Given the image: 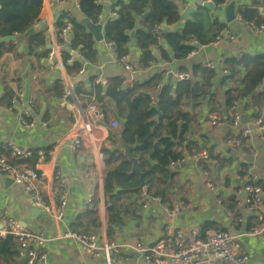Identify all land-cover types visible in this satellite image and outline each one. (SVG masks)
Returning <instances> with one entry per match:
<instances>
[{
    "label": "crops",
    "instance_id": "obj_1",
    "mask_svg": "<svg viewBox=\"0 0 264 264\" xmlns=\"http://www.w3.org/2000/svg\"><path fill=\"white\" fill-rule=\"evenodd\" d=\"M115 1H102L100 20V23H103L102 26L108 20L113 19L114 14L111 6ZM173 1L180 6V22L175 28H182L185 22L192 19L196 12L202 13L205 29L208 26V18L211 21L213 17H217L220 20L224 17L223 10L218 11L213 8L208 10L204 7L205 4L210 3L209 0ZM231 2L235 4V14L237 8L252 6L250 0H231ZM186 9H189L188 16L183 19L182 16L186 13ZM259 11L264 16V10L259 8ZM61 13H63V7L53 9L51 12L52 20L55 21ZM78 15L80 18V14ZM237 18L236 15L235 21L227 25L229 26L230 34L237 37V42H232L226 38L216 47L197 46L194 53H191L182 62L172 61L171 63H165L162 60H156L154 66L142 68L139 64L140 52L134 43H129L127 54L131 65L130 71H125L121 64L115 61L116 53L114 47L106 44L104 38L96 41L93 37L94 49L97 52V61L94 63L83 60L77 51L71 52V60L82 61V68L80 69L83 71L82 74L66 76L61 63L59 65L56 64L51 55H49V59L46 61V68H36L41 70V77H38L34 71L28 70V63L24 58L22 61L11 54L4 55L0 59V98L4 94V88L8 87L27 106L28 112L25 119L27 125H23L17 110L7 109L0 105V157L7 160L11 159L5 147L7 143H12L21 150L44 148L54 139L63 136L72 129L74 124L85 125L82 120L76 119V114L70 109L72 102L69 103L63 98L57 99L51 95L38 94L39 89H49L57 79H62L65 82L66 92L70 86L76 97H94L99 104L100 110L102 111V108L105 110V113L104 111L102 113L107 123L113 119L121 123L122 121L116 116L114 111V104L110 103L107 98L101 101L100 98L94 95L96 86L100 87L102 93L105 88L96 83L98 80L121 78L123 88H125L126 86L132 87L134 83H143L163 74L162 79L164 78V80H159L162 81L161 87L166 83L173 84V74L176 71H180L181 68L189 73L194 65L216 64L215 77L205 86L207 96L204 98L199 97L186 110L191 122L188 138L197 145L194 148L199 146L206 151L209 149L213 155L230 161V164L225 163L222 169H219L217 162L210 158L208 163H206L207 170L214 178L216 191H211L206 187L198 165L188 161V166L185 169L177 171L178 177H175L173 185L169 184L162 198L164 204L173 205L179 201L187 203L186 209L182 211L179 217L170 218L164 213L162 207L157 208L155 206L143 212L139 208L138 201V204L130 201L125 204L130 213L134 211L131 203L137 204L138 210L125 219V224L121 228L116 229L113 241L138 239L143 244L152 245L163 234L165 226L170 224L185 231L192 228L200 230L206 224L210 226L206 233L222 230L226 225V215L223 207L230 198L231 188L236 182L240 171L245 170L255 178V181L260 182L264 193V143L260 140L259 134L252 131L250 136L251 143L248 147L237 148L234 144H227V139L235 138L239 130H233L228 125L226 110L223 112L221 91H224L225 95L227 88L240 85V79L244 76V72L241 69L239 72L241 77L237 75L235 78H230V70L226 67L225 61L236 60L239 53L245 57L264 56V31H251L244 24L245 22L238 21ZM44 27L45 21L40 16L31 29L35 33ZM101 33L103 36V27L101 28ZM17 49V53H25V43L21 41L20 48L18 47ZM153 54L157 57L155 50ZM165 74L168 75L165 77ZM228 78L229 80L223 82L224 79ZM38 95L40 105L36 108L34 104ZM156 97L157 93H153L152 98L155 99ZM245 105L247 108L241 104L239 110L242 116L248 118L247 123L254 119L253 115L258 110H260L259 117L264 121V103L261 104L260 101L252 103L246 99ZM212 106L219 107L221 113H224L219 117V121L223 125L222 129L212 127L208 119V113L212 111ZM88 125L89 131L82 134V146L74 151L71 148H66L58 155L57 168L64 174L66 179L67 205L63 222L59 226L55 225L48 215L34 208L30 195L24 189L13 183L9 184V179L1 174L0 219L4 214L10 215L20 223L23 229L35 231L41 235L44 244L38 251L45 259L41 264H153L146 263L140 255L131 253L120 254L116 260L113 258L107 260L105 256L93 258L84 254L73 240L58 238L59 236L63 237L66 232H94L93 234L97 235L94 228L88 225L96 219L102 223L99 231L101 233L105 231L103 226L105 212L102 209L100 200L103 183L101 186L97 185L95 180L97 179V171L94 170L95 160L93 152L97 151L99 154L102 175L104 168H106L102 149L108 148L109 150L119 151L122 156L123 154L121 150H115L117 142L115 141V144H113L110 141L107 135V131L110 130L108 127L103 130L90 123ZM112 131L117 130L112 129ZM242 155L252 156L253 161L250 163L243 162L241 160ZM24 161L22 163H26ZM88 171L94 172L93 181L85 180V174ZM140 173L144 181V172L141 171ZM36 187L46 201H53L57 198L58 191L61 190V186L57 181L48 182L42 180L36 183ZM91 188H93L94 194L90 203L88 202V195ZM96 198L100 200L98 212H95L92 207ZM249 216H253V218L247 219L248 216L244 217L246 220L243 221V224L246 227H252L257 222L264 221V200L262 205L257 208V214ZM236 231L238 238L234 249L235 255L246 257L245 264H264V237L244 235V226ZM0 264H14V262L13 260H1ZM17 264L25 263L19 259ZM193 264L209 263L197 262Z\"/></svg>",
    "mask_w": 264,
    "mask_h": 264
},
{
    "label": "trees",
    "instance_id": "obj_2",
    "mask_svg": "<svg viewBox=\"0 0 264 264\" xmlns=\"http://www.w3.org/2000/svg\"><path fill=\"white\" fill-rule=\"evenodd\" d=\"M102 1L109 0H79L80 14L84 15L91 24H99ZM211 1L214 10L221 9L225 2V0ZM250 1L252 2L251 7L236 9L237 17L242 22L254 26L264 25V16L259 11V8L264 10L262 0ZM179 8L180 6L173 0H116L111 6L115 17L108 20L103 26L104 42L113 44L114 51L119 57L127 54L129 43H134L140 52L139 64L145 68L148 62L155 63L156 60H162L165 63L182 62L191 53H194L197 46H208L224 30L228 29L224 21L217 17H213L211 21L208 18V26L205 29L203 15L200 12L194 13L192 19L186 21L182 28H175L180 22ZM41 10L42 0H0V59L6 54H11L22 61L24 58L28 63V70L34 71L38 77H41V70L36 68L45 69L46 61L51 53L47 49L50 42V32L45 26L42 30L25 38L23 34L32 28L38 20ZM75 13L63 12L53 23L54 34L66 28L69 31V46L60 52V63L66 76L78 74L82 68V61L71 60V52L77 51L86 62L94 63L97 61L93 36L87 30L86 24L80 20L79 13ZM164 26L168 28V31L159 33L158 31ZM131 33H134L133 38L130 37ZM15 34L18 35L20 42L25 43V53H17V46L11 41L2 40ZM154 50L157 57L153 54ZM225 65L230 70V78H235L237 75L241 77L239 73L241 69L244 72V76L240 79V85L231 86L225 90L226 115L234 101L243 104L245 108H247L246 99L252 103L254 101L264 103V93L253 91L258 80L264 77V56H243L231 62L225 61ZM190 70L191 80L178 85L166 83L162 88L159 85L164 80V78L162 79L163 74L125 88H123L121 78H111L108 80V85L104 88L103 93L100 91V87H95L94 95L97 98H100L101 101L107 98L110 103L114 104L116 116L122 121L120 124L124 127L122 139L128 145L137 144L131 155L137 159L139 170L144 172V190L153 197H158L161 201L169 184L173 185L175 177H178V172L174 170L173 166L183 159L182 150L200 149L199 146L194 148L197 145L188 138L191 122L186 110L199 97L207 96L205 86L214 79L215 72L201 65H194ZM180 71L185 72V69L181 68ZM227 80L229 78L224 79L223 82ZM14 82L16 83L15 80ZM65 90V82L62 79H57L49 89H39L38 94L62 99ZM3 91L0 105L11 109V102L17 97L8 87H5ZM153 93H157L155 99L152 98ZM38 100L39 95L34 104L36 108L40 105ZM211 109L219 117L224 114L221 113L219 107L212 106ZM102 111L105 113L103 108ZM259 116L260 110L255 111L253 118L261 119ZM228 125H231L229 119ZM109 139L115 144L113 136H110ZM7 152L9 155L8 150ZM207 152L209 158L217 162L219 169H222L225 163L230 164V161L213 155L209 149ZM102 155L106 166L102 175L105 212L103 219L104 235L106 240L113 241L116 229L121 228L125 224V219L138 210L139 204L136 194L140 181L137 175L130 174L131 164L119 151L103 148ZM35 160L36 158L33 156L24 162L29 167H33ZM8 161L11 164L17 162L13 159ZM202 166L203 169H208L206 164H202ZM245 174L247 172L242 170L238 176ZM255 183L261 186L260 182L255 181ZM130 201L138 204L131 203L134 208L132 213L125 205ZM93 202L92 207L95 212H98L100 200L96 198ZM232 202L230 197L226 203L231 205ZM139 208H141L140 205ZM251 218L253 216H248L247 219ZM88 225L94 228L97 235L101 233L99 231L100 226H102L100 220H93ZM252 227L247 226L246 228L249 230ZM209 229L210 226L206 224L200 229V235L205 236ZM1 260H13L14 264H17L19 260L17 242L12 236L0 238Z\"/></svg>",
    "mask_w": 264,
    "mask_h": 264
},
{
    "label": "built area",
    "instance_id": "obj_3",
    "mask_svg": "<svg viewBox=\"0 0 264 264\" xmlns=\"http://www.w3.org/2000/svg\"><path fill=\"white\" fill-rule=\"evenodd\" d=\"M79 0H42V10L39 17L44 19L45 26L50 32V44L52 49L50 50L51 57L56 64H60V52L64 48H68L70 42V36L68 28L61 32L54 34L53 23L51 18V12L56 7H63V12H76L79 13ZM212 8L214 7L211 0H209ZM231 2V0H225L222 9ZM115 17V14L113 18ZM238 21H241L237 18ZM249 27L251 31L258 32L264 31V25L254 26L252 24L244 23ZM103 27V26H102ZM160 29L158 32H160ZM15 40L12 43L20 48L19 37L14 35ZM229 39L232 42H237V37L230 34V30L226 29L222 34L216 37L215 41L208 46L216 47L224 39ZM113 46V44H111ZM194 45L196 43L194 42ZM241 53L237 58H242ZM115 61L120 63L125 71L131 70L129 63V55L122 56L115 55ZM156 63V62H155ZM155 63L148 62L147 67L154 66ZM204 68L215 71L216 64H204ZM82 70L78 73L82 74ZM168 74H165V77ZM173 84L178 85L184 81L192 79L190 73L176 71L173 74ZM101 87L108 85L107 79H100L96 82ZM163 86V85H162ZM161 86V87H162ZM160 87V85H159ZM160 87V88H161ZM254 91L256 93H262L264 91V77L260 78L255 85ZM70 97L72 104L70 109L76 114L77 120H82L85 125L79 126L78 123L74 124L73 128L67 131L63 136L54 139L50 144L44 148H37L35 150H21L12 143L5 145L9 151L11 159L17 162L11 164L3 157H0V174L5 178L12 181V183L20 188L24 189L31 199V203L34 208L40 210L50 217V219L59 226L64 220V211L67 205L66 198V179L64 174L57 168V161L59 153L66 149L71 148L72 151L78 149L82 145L83 133L89 131L88 123L93 126L106 130L108 127L110 130L120 129V122L116 119L110 120L108 123L105 120V116L100 110L99 104L92 96H80L76 97L73 90L69 86L67 92L63 97ZM13 99L11 102V109L17 110L20 115L21 123L27 125L26 117L28 108L24 105L21 99ZM79 98V99H78ZM71 103V102H70ZM30 106V105H29ZM239 103L232 102L230 109L227 111V117L230 120V127L233 130H239V133L235 135L233 139H227V144H234L237 148L243 146L248 147L251 143L250 136L252 131L259 134L260 140L264 143V122L261 119H253L246 125L242 124V113L239 110ZM226 113V112H225ZM208 119L215 128H223V125L219 121V115L213 111L208 113ZM94 154V170L97 171V185H102L103 176L100 165V157L97 151ZM35 156L36 160L33 167H29L26 163L21 161L29 160ZM183 159L172 165L173 168L178 166L181 169H185L188 165V161H191L198 165L204 184L211 191H216L214 187V178L208 170L203 169L202 164H206L209 161V155L204 149L182 150ZM94 179V172L88 171L85 174V180ZM42 180L52 182L57 181L61 190L58 191V196L53 201H46L36 187V183ZM232 204L224 206L223 211L226 215V225L222 230L205 233V236L200 235L199 229L183 230L175 225L165 226L163 234L152 245H144L137 239L124 240L121 242L108 241L104 233L98 235L88 232L76 233L66 232L63 237L73 240L79 247V249L86 255L93 258L105 256L107 260L109 258L118 259L120 254L131 253L140 255L146 263L153 264H193L197 262H206L209 264H245L246 257H238L234 253L236 239L238 238L236 226L242 222L244 217L253 215L255 210L260 207L264 200V193L261 186L255 183V178L249 173L238 176L236 182L233 184L230 192ZM94 191L90 189L88 195V202L91 203ZM136 199L141 206V210L148 211L152 207H162L164 213L170 218H177L187 207L185 201H179L176 204L169 205L164 204L158 197H153L147 193L144 188L138 189ZM103 208V195H100ZM230 206V207H229ZM244 207V208H243ZM244 235L249 237H264V222L256 225L255 227L243 232ZM12 236L17 242V254L25 264H41L44 262V256L39 254V248H42L44 242L39 233L35 231H28L22 228L20 223L13 219L10 215L4 214L0 219V238Z\"/></svg>",
    "mask_w": 264,
    "mask_h": 264
},
{
    "label": "water",
    "instance_id": "obj_4",
    "mask_svg": "<svg viewBox=\"0 0 264 264\" xmlns=\"http://www.w3.org/2000/svg\"><path fill=\"white\" fill-rule=\"evenodd\" d=\"M113 1V0H112ZM262 3L264 4V0H262ZM205 8H207L208 10H211L212 9V6L210 3H207L204 5ZM223 10V13H224V17H223V21L226 25H229L230 23L234 22L235 19H236V14H235V4L234 2H230L226 8L224 9H218V11H222ZM189 11V9H186V13L187 14ZM183 15L182 18L185 19L187 15ZM80 18L82 20L83 23L86 24L87 26V30L89 31V33H91L93 35V37L95 38L96 41H100L103 39V36H102V33H101V28H102V25L103 23L101 22L100 24H97V25H94V24H91L90 22L87 21L86 17L82 14H80ZM168 31V28L164 26V28L160 31L162 33L164 32H167ZM33 30L32 29H29L28 31H26L24 34H23V37H27L28 35L30 34H33ZM134 36V33H131L130 34V37L133 38ZM3 41H14L15 40V37L14 35L13 36H9V37H6V38H3L2 39ZM166 47V46H165ZM47 49L48 50H51L52 49V46L51 44L49 43L47 45ZM128 87V86H126ZM221 96H222V106H223V112H225V95H224V91H221ZM67 102H72L71 98L70 97H66L65 99ZM27 101V100H25ZM241 105V104H240ZM241 120H242V124H246L247 123V120L248 118L246 116H242L241 117ZM123 125L120 126V129L117 130V131H112V130H108L107 131V135L110 137V136H113L115 141L117 142V145L115 146V150H121L123 156L129 161V163L131 164V171H130V174H135V175H138L139 176V179H140V185H139V189L141 188H144L145 187V183L143 181V177H142V174L140 173L139 171V168H138V162H137V159L133 158L132 155H131V152L132 150L137 146L136 143H134L133 145H128L123 139H122V131H123ZM241 160L245 163H250L253 161V157L252 156H249V155H242L241 156ZM174 170L175 171H179L180 170V167L176 166L174 167ZM9 184L12 183L11 180H9L8 182ZM35 213V212H34Z\"/></svg>",
    "mask_w": 264,
    "mask_h": 264
},
{
    "label": "rangeland",
    "instance_id": "obj_5",
    "mask_svg": "<svg viewBox=\"0 0 264 264\" xmlns=\"http://www.w3.org/2000/svg\"><path fill=\"white\" fill-rule=\"evenodd\" d=\"M229 27V26H228ZM224 206H227L226 204H224ZM230 207V206H229ZM224 208V207H223ZM255 214H257V210H255V212H254V215ZM244 220H246V218H244V219H242V222H240L237 226H236V228H235V230H237L238 228H241V227H245V231L247 230V228H246V226L243 224V221ZM262 222H264V221H260L258 224H260V223H262ZM257 224V225H258ZM255 227V226H254ZM253 228V227H252ZM138 240V239H137ZM124 241V240H123ZM117 242H121V241H117ZM143 244V243H142ZM144 245H146V244H144ZM149 246V245H148Z\"/></svg>",
    "mask_w": 264,
    "mask_h": 264
},
{
    "label": "bare ground",
    "instance_id": "obj_6",
    "mask_svg": "<svg viewBox=\"0 0 264 264\" xmlns=\"http://www.w3.org/2000/svg\"><path fill=\"white\" fill-rule=\"evenodd\" d=\"M244 208V207H243Z\"/></svg>",
    "mask_w": 264,
    "mask_h": 264
}]
</instances>
